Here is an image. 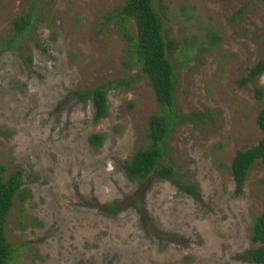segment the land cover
Wrapping results in <instances>:
<instances>
[{"label": "rangeland", "instance_id": "obj_1", "mask_svg": "<svg viewBox=\"0 0 264 264\" xmlns=\"http://www.w3.org/2000/svg\"><path fill=\"white\" fill-rule=\"evenodd\" d=\"M124 2L0 0V165L20 168L32 193L5 223L11 264H256L247 250L264 210V165L256 161L237 191L230 164L262 137L255 88L264 91V74L237 81L264 58V5L164 2V30L180 47L193 44L170 58L175 103L184 114H207L177 123L166 140L163 162L174 160L196 186L193 197L154 175L125 177L157 104L139 68L123 65L125 43L105 20ZM30 13L28 33L12 38V22ZM209 33L218 46L209 47ZM98 85H108V110L94 121L90 102L67 95ZM93 133L105 134L99 150L88 145Z\"/></svg>", "mask_w": 264, "mask_h": 264}, {"label": "trees", "instance_id": "obj_2", "mask_svg": "<svg viewBox=\"0 0 264 264\" xmlns=\"http://www.w3.org/2000/svg\"><path fill=\"white\" fill-rule=\"evenodd\" d=\"M166 0H158L155 8L154 0H125L118 10L105 20L113 21L116 32L125 43L122 63L125 67L136 66L153 91L157 108L148 118L147 144L138 149L133 156L124 161L123 171L130 182L141 183L151 176H156L177 187L184 193L198 197L195 185L188 183L176 168L172 158L166 156V140L177 123L196 122L206 117V113H182L175 103L177 79L170 58L178 54L191 52L193 44L186 41L183 46L164 30L167 7ZM264 5V0H259ZM33 16H19L12 22V38L25 36L32 25ZM131 25H133L134 30ZM209 47H216L220 37L214 33L207 35ZM264 74V58L258 60L245 76L237 81L239 86L254 82ZM107 87L98 85L91 89L71 91L67 97L79 103L90 102L93 107V120H101L107 113ZM255 98L260 107L256 117V125L262 137L256 145L237 151L230 164V173L235 189L241 191L247 174L256 161L264 165V91L255 88ZM105 139L104 133H93L87 138L93 150H99ZM32 199L30 189L24 186L23 173L20 168L7 172L0 165V264H11L16 253L15 246L5 236V223L10 210L17 206L22 214L25 204ZM104 209L113 210L111 205ZM37 226H41L37 222ZM249 240L252 244L247 250V257L256 264H264V210L254 218Z\"/></svg>", "mask_w": 264, "mask_h": 264}]
</instances>
